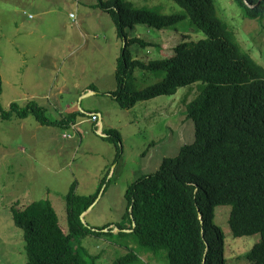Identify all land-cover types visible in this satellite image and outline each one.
Returning <instances> with one entry per match:
<instances>
[{"label":"rangeland","instance_id":"374dc122","mask_svg":"<svg viewBox=\"0 0 264 264\" xmlns=\"http://www.w3.org/2000/svg\"><path fill=\"white\" fill-rule=\"evenodd\" d=\"M98 1H80L79 6L76 0H0L2 106L9 109L15 101L35 99L52 119L73 110L81 112L78 132L62 125H43L33 115L9 120L0 116V264H27L24 231L15 224L10 209L16 200L27 205L50 199L68 231L66 195L73 182H77V193L91 194L105 178L102 194L85 213L83 223L128 227V186L158 170L164 158L178 155L182 146L194 141L188 104L200 94L203 81L180 87L173 95L138 102L131 109L122 108L110 94L117 86L115 58L124 41ZM128 1L139 8L158 7L167 14L185 12L174 0ZM215 1L242 48L264 67V18L246 17L235 0ZM71 13L76 14L78 24ZM84 31L89 34L86 40ZM127 31L130 37L152 42L147 47L129 45L133 58L143 61L168 56L170 47L184 39L207 38L190 18L163 31L146 24ZM135 76L136 88L163 78L139 68ZM92 86L96 93L88 89ZM95 112L101 114L102 130L121 131V157L117 158V146L99 133V123L91 115ZM231 209V205H220L214 210V223L224 232L226 264H250L246 255L261 235L235 237L229 225ZM124 231L84 238L86 264H112L129 253L134 254L130 264H168L165 250L156 252L142 245L132 230Z\"/></svg>","mask_w":264,"mask_h":264},{"label":"trees","instance_id":"16d2710c","mask_svg":"<svg viewBox=\"0 0 264 264\" xmlns=\"http://www.w3.org/2000/svg\"><path fill=\"white\" fill-rule=\"evenodd\" d=\"M174 1L185 12L167 14L158 7H136L128 0L98 1L124 41L116 61L117 86L110 94L122 108L131 109L138 102L173 95L180 87L203 81L200 94L188 104L194 141L182 146L178 155L164 158L158 170L128 186V227L83 223L82 214L100 196L105 178L91 194L77 193V182H73L66 195L68 231L50 199L27 205L16 200L10 209L15 224L24 231L27 264H86L82 240L116 229L120 233L132 230L142 245L156 252L165 250L168 264H226L224 232L214 223V210L220 205L232 206L229 225L235 237L261 235L246 258L250 264H264V67L242 48L236 32L220 17L215 0ZM235 1L246 17L264 18V0ZM186 18L207 38L184 39L162 58H133L129 45L147 47L151 42L129 37V28L138 24L159 30L175 28ZM138 68L163 78L136 88ZM89 89L97 92L95 86ZM3 90L0 75V96ZM79 113L73 110L52 119L35 99L15 101L9 109L0 102L3 120L33 115L43 125L72 128ZM102 132L119 149L117 158L121 157V131L111 127ZM133 256L129 253L112 264H130Z\"/></svg>","mask_w":264,"mask_h":264},{"label":"crops","instance_id":"0c3cea01","mask_svg":"<svg viewBox=\"0 0 264 264\" xmlns=\"http://www.w3.org/2000/svg\"><path fill=\"white\" fill-rule=\"evenodd\" d=\"M80 1L82 2H88V1H91V0H78V2L76 1V4H78L79 6H80ZM97 6H98V3H97ZM77 24H78V22H77ZM161 31V30H160ZM163 31V30H162ZM82 34H83V36L85 37V40H86V37L89 35L88 34V32H86V31H84V32H82ZM130 37V36H129ZM131 37H134V36H131ZM139 37V36H138ZM115 38V40H118V37H114ZM87 42H88V40H87ZM149 42H151V41H149ZM151 44H152V42H151ZM118 49H119V47H117ZM116 48V49H117ZM170 48H172V47H170ZM162 49V48H161ZM119 57V54L117 53V56H116V58H115V64H116V61H117V58ZM89 89V88H88ZM90 90V92H93V93H96V91L94 90H92V89H89ZM92 90V91H91ZM33 95V94H32ZM95 114H97L99 117H100V120H102V118H101V114L100 113H96L95 112ZM102 122V121H101Z\"/></svg>","mask_w":264,"mask_h":264},{"label":"built area","instance_id":"2783aa9c","mask_svg":"<svg viewBox=\"0 0 264 264\" xmlns=\"http://www.w3.org/2000/svg\"><path fill=\"white\" fill-rule=\"evenodd\" d=\"M76 1L78 2V0H76ZM70 16H71L72 18H74L75 21L77 20V19H76V14H75V13H71ZM76 22H77V21H76ZM92 116H93L94 120H95L97 123L101 124V122H99V117H98L97 114H93ZM72 129L74 130V132H78V131H77V128H76V125H73V126H72ZM100 131H101V129H100ZM71 135H72V134H71ZM72 136H73V135H72Z\"/></svg>","mask_w":264,"mask_h":264},{"label":"water","instance_id":"95a60500","mask_svg":"<svg viewBox=\"0 0 264 264\" xmlns=\"http://www.w3.org/2000/svg\"><path fill=\"white\" fill-rule=\"evenodd\" d=\"M101 194H102V192H101ZM101 194H100V196H101ZM99 200V198L95 201V203L89 208V210H91L92 208H93V206L97 203V201ZM86 213V212H85ZM85 213H83L82 214V218L84 219V215H85ZM201 218H202V216H201ZM135 225V224H134Z\"/></svg>","mask_w":264,"mask_h":264},{"label":"clouds","instance_id":"9594fccd","mask_svg":"<svg viewBox=\"0 0 264 264\" xmlns=\"http://www.w3.org/2000/svg\"><path fill=\"white\" fill-rule=\"evenodd\" d=\"M93 114H95V113H93ZM93 114H92V115H93ZM98 117H99V116H98ZM99 118H100V117H99ZM99 127H100V128H99V132L101 133V132H102V123L99 124ZM76 128H77V124H76ZM100 129H101V131H100ZM77 131H78V128H77Z\"/></svg>","mask_w":264,"mask_h":264}]
</instances>
